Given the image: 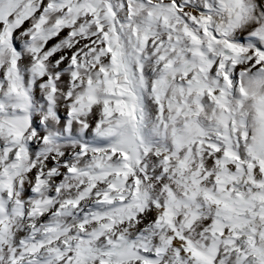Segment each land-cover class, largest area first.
I'll return each mask as SVG.
<instances>
[{
    "label": "snow or ice",
    "instance_id": "snow-or-ice-1",
    "mask_svg": "<svg viewBox=\"0 0 264 264\" xmlns=\"http://www.w3.org/2000/svg\"><path fill=\"white\" fill-rule=\"evenodd\" d=\"M0 264H264V0H0Z\"/></svg>",
    "mask_w": 264,
    "mask_h": 264
}]
</instances>
